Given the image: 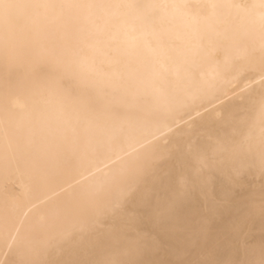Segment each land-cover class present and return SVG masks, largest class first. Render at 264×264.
<instances>
[{"label": "snow or ice", "instance_id": "snow-or-ice-1", "mask_svg": "<svg viewBox=\"0 0 264 264\" xmlns=\"http://www.w3.org/2000/svg\"><path fill=\"white\" fill-rule=\"evenodd\" d=\"M256 59L264 70V0H0V68L6 70L0 88V164L5 175L24 167L51 178L90 153L112 149L115 137L103 117L119 112L111 102L99 107V98L115 99L135 108L143 121L163 124L217 99L215 79L241 61ZM12 69H23L21 81L13 79ZM257 117L258 145L253 140ZM217 118L225 128L248 130L249 152L258 148L264 173V91L241 94L235 108ZM218 139L210 137L213 143ZM188 151L200 158L191 145ZM146 158L137 153L57 210L66 220L87 204L117 218L97 228V218L91 217L61 233L63 243L91 249L95 258H38L53 243H37L49 227L48 216L30 220L25 211L10 222L6 211L0 264H264V239L258 258L251 244L244 245L241 259L216 258L255 209L249 197L240 215L229 218L243 163L222 171L219 195H210L211 178L197 173L191 184L182 180L153 205L149 191L141 188ZM197 191L204 209L185 207ZM106 192L115 195L107 198ZM260 214L264 232V190ZM145 216L153 229L138 227ZM193 249L197 258L186 259ZM144 251H166L174 258H128Z\"/></svg>", "mask_w": 264, "mask_h": 264}, {"label": "bare ground", "instance_id": "bare-ground-1", "mask_svg": "<svg viewBox=\"0 0 264 264\" xmlns=\"http://www.w3.org/2000/svg\"><path fill=\"white\" fill-rule=\"evenodd\" d=\"M5 71L0 68V88L3 87ZM9 71L15 81L23 79V69ZM261 91H264V70L256 59L252 62L241 61L234 70L220 74L215 79L214 93L220 101L219 104L217 99H212L211 103L206 102L203 107L194 111L176 113L163 124L143 121L135 108L123 106L115 99L109 101L103 97L99 98L96 101L99 107L102 108L111 102L119 112L115 118L109 115L103 117L108 134L115 137L110 151L90 153L78 163L47 179L36 176L24 167H13L5 175L0 164V249L4 247L5 212L7 211L10 222H16L25 211H28L30 220L38 218L41 213L49 218V227L37 238V243L38 245L44 241L53 243L38 258L50 261L95 258L91 249L63 243L60 240L61 233L73 225L86 222L91 217L97 218V228H106L116 223L117 218L111 214L104 215L87 204L66 220L57 216V210L75 202L80 193L95 188L100 178L119 170L124 161L140 153L147 157L145 160L147 173L141 177V188L149 191L153 205L166 199L182 180L191 184L197 173L210 177L209 194L219 195L222 171H226L233 163H243L245 167L240 185L233 188L235 206L229 218L240 215L249 197L254 199L255 209L247 226L232 238L230 246L222 249L216 258L241 259L246 244L255 246L258 258L260 244L264 239L260 214L264 173L261 171L258 148L255 153H250L248 143L245 141L248 130L242 127L235 131L225 128L217 117L222 111L233 110L239 103L241 94L258 96ZM57 98L65 103H72L70 99L59 95ZM256 119L253 140L258 145L259 120L258 117ZM210 137L219 139L213 143ZM221 144L225 146L218 147ZM190 145L193 152L200 154L199 159L189 154ZM117 156L121 159L117 160ZM104 195L110 198L115 193L106 192ZM205 204L206 201L197 191L185 202V207L203 210ZM138 227L141 230H151L154 224L145 216L138 222ZM197 255V251L193 249L185 258L196 259ZM128 258L161 261L174 257L166 251H144L130 254Z\"/></svg>", "mask_w": 264, "mask_h": 264}]
</instances>
